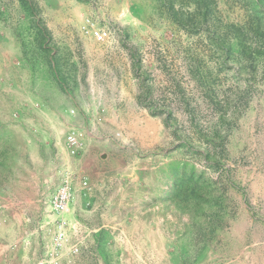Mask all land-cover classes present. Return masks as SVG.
<instances>
[{
	"label": "rangeland",
	"instance_id": "obj_1",
	"mask_svg": "<svg viewBox=\"0 0 264 264\" xmlns=\"http://www.w3.org/2000/svg\"><path fill=\"white\" fill-rule=\"evenodd\" d=\"M90 79L91 203L56 215ZM60 224L59 264H264V0H0V264Z\"/></svg>",
	"mask_w": 264,
	"mask_h": 264
},
{
	"label": "built area",
	"instance_id": "obj_2",
	"mask_svg": "<svg viewBox=\"0 0 264 264\" xmlns=\"http://www.w3.org/2000/svg\"><path fill=\"white\" fill-rule=\"evenodd\" d=\"M80 32L86 37H90L96 41H105L109 39L110 33L107 29L95 28L90 21H85V23L80 27ZM65 147L67 149V154L70 156H75L83 150V143L81 135L71 131L65 137ZM80 187L84 194L90 191V187L86 180L80 182ZM75 192L68 179H65L56 189L54 195L50 200L51 210L56 214L60 215L64 213L68 205L73 201ZM67 246V239L65 234V228L63 224H60L53 237V248L50 255V259L47 264H59V252ZM71 254H76L78 248L76 246H71L69 249Z\"/></svg>",
	"mask_w": 264,
	"mask_h": 264
},
{
	"label": "crops",
	"instance_id": "obj_3",
	"mask_svg": "<svg viewBox=\"0 0 264 264\" xmlns=\"http://www.w3.org/2000/svg\"><path fill=\"white\" fill-rule=\"evenodd\" d=\"M88 38H90V37H88ZM90 39H92V38H90ZM83 88L84 87H83L82 83H78V94L79 95H81V94L83 95V93H82ZM86 89H87V92L89 95L88 102L85 103L84 105L79 104L78 107L84 112V117L87 118L86 120H88L87 121L88 123L86 124V126H84V127H88L87 128L88 131L85 132L86 133L85 147L79 154L76 155V160L74 162L75 163L74 168H75V170L77 169L76 173H77V177H78V182L75 183L76 187H73L75 195H74L73 201L71 202V203H73L75 201V204H76V202L79 200V203H80L79 206H84V204H88V202H89L88 200L92 197V194H91L89 199H85V201H82V198H81L79 192H80V182L82 180H86L87 178L89 179V182H90L88 184L92 187V157H91L92 148L88 144L89 143L88 142V140H89L88 136L92 134V125H90V123L92 124V110L95 111L96 110V104H100L99 102H97L95 100L92 102V81H91V79H90V81H88V83H86ZM109 92L111 94L110 89L105 90L106 94ZM70 113H72V114L74 113L73 108L70 109ZM65 170L68 171L69 169H65ZM111 180H113V179H111ZM116 181H119V179H116ZM116 191H119V189L117 188ZM89 195L90 194H88V196ZM90 203H91V200H90L89 204ZM80 211H82V210H80Z\"/></svg>",
	"mask_w": 264,
	"mask_h": 264
},
{
	"label": "trees",
	"instance_id": "obj_4",
	"mask_svg": "<svg viewBox=\"0 0 264 264\" xmlns=\"http://www.w3.org/2000/svg\"><path fill=\"white\" fill-rule=\"evenodd\" d=\"M209 8V6L207 5V9Z\"/></svg>",
	"mask_w": 264,
	"mask_h": 264
}]
</instances>
